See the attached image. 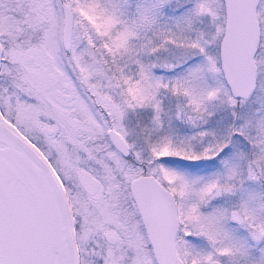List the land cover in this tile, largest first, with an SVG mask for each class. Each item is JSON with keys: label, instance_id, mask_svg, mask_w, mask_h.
<instances>
[{"label": "snow or ice", "instance_id": "1", "mask_svg": "<svg viewBox=\"0 0 264 264\" xmlns=\"http://www.w3.org/2000/svg\"><path fill=\"white\" fill-rule=\"evenodd\" d=\"M0 264H264V0H0Z\"/></svg>", "mask_w": 264, "mask_h": 264}]
</instances>
